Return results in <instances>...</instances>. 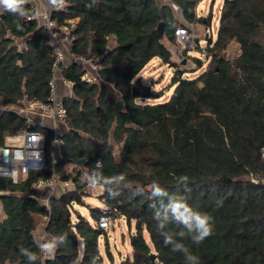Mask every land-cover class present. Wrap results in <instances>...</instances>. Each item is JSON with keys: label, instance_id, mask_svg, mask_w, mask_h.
<instances>
[{"label": "trees", "instance_id": "1", "mask_svg": "<svg viewBox=\"0 0 264 264\" xmlns=\"http://www.w3.org/2000/svg\"><path fill=\"white\" fill-rule=\"evenodd\" d=\"M59 1L52 11L57 23L77 19L70 52L101 56V81L83 80L87 69L79 61L62 64L60 74L73 84L62 97V157L53 164L48 153L42 170L17 183L0 176V264H115L108 232L96 224L101 207L85 201L93 195L89 182L103 185L100 200L135 222L132 255L121 264H155L152 253L160 264H193L189 255L198 264H264V0H223L215 39L208 33L212 13L198 15L201 0H172L187 22L206 26L209 63L194 78L172 60L182 22L169 2ZM22 10L0 15V103L7 107L0 111V146L25 121L14 108L51 94L48 32L27 0ZM234 43L237 52L229 56ZM155 58L174 67L173 91L164 102L145 103L163 94L141 76ZM53 172L72 184L51 195L47 207L30 194L36 180ZM179 201L212 217L213 234L200 245L176 219ZM75 204L87 206L91 218ZM166 235L188 251L165 246ZM51 240L54 258L39 247ZM21 248L37 259L29 262Z\"/></svg>", "mask_w": 264, "mask_h": 264}, {"label": "built area", "instance_id": "2", "mask_svg": "<svg viewBox=\"0 0 264 264\" xmlns=\"http://www.w3.org/2000/svg\"><path fill=\"white\" fill-rule=\"evenodd\" d=\"M30 3V11L33 17L41 23L47 30L49 35V44L52 48L54 61L53 72L50 79L51 94L48 100H36L25 102L23 106L15 107L14 110L25 121L21 127L12 133L6 134L3 145L0 146V176L10 178L12 174H16L15 183L24 180L32 170H42L46 165L48 153L55 164L62 157L60 149L61 144V125L67 114V109L63 100L57 94V81L59 78L72 89V82L65 79L61 74V66L69 64L71 61H79L86 67V72L82 75V79L87 82L101 81L97 75L100 69L99 55L90 54H73L66 53L60 45L68 44L71 46V29L75 23L74 19H68L63 24H58L52 17V11L61 7L59 0H54L51 8L42 6L41 0H27ZM169 2L175 12H180L179 5L172 0H163ZM176 41L181 49L188 52L199 50L207 55V45H202L199 41V33L195 29V23L185 21L175 29ZM7 108L0 103V111ZM41 127L47 128L52 132L51 141L48 146L47 135ZM264 156V147L262 148ZM14 182V181H13ZM71 181L61 180L56 172H53L49 178H39L32 184L30 196L38 200H42L49 207V199L51 195L70 186ZM95 195L99 196L103 193V185H95L89 182ZM101 214L96 222L97 226L104 231H109L114 221L119 216L118 208L111 206L102 201ZM0 217H4L2 204L0 202Z\"/></svg>", "mask_w": 264, "mask_h": 264}, {"label": "rangeland", "instance_id": "3", "mask_svg": "<svg viewBox=\"0 0 264 264\" xmlns=\"http://www.w3.org/2000/svg\"><path fill=\"white\" fill-rule=\"evenodd\" d=\"M222 7V0H201L198 5V14L200 16H206L208 12L212 13V25L210 26L208 33L209 36L213 39L216 38L218 32L217 21L219 20L220 11ZM199 41L202 45H207V40L202 38L199 35ZM238 48V47H237ZM172 50V60L180 65L181 68L186 69V76L190 78H194L199 76L208 66V57L204 53L195 49L187 54L184 53L183 49L180 48L178 43L176 45H171ZM188 51V50H187ZM237 52L235 47H230L228 49V55L232 56ZM189 54V55H188ZM174 72V67L169 64L163 62L159 58H155L151 60L144 70L141 73V76L144 77V84L147 86H151L155 90H163V94L159 98H146L145 103H159L166 101L172 91L173 87H169L170 81L172 79ZM46 133V132H45ZM51 137L48 139V146L50 144ZM86 202L89 205L95 204L97 206H102L103 202L98 199V196L94 194L92 197H86ZM84 214L90 216L89 209L87 206L76 205ZM91 218V217H90ZM93 222V220L91 219ZM135 231V222L132 221L131 225L127 221L126 217L118 216L114 221L112 227L108 232V243L110 252L113 255V260L115 264H121V262L127 257L131 255V244H130V234ZM146 238L149 240V236L146 233ZM46 237V235H43ZM100 244L102 248V252L105 255L106 260H108V255L106 251V243L105 238H100ZM130 254V255H129Z\"/></svg>", "mask_w": 264, "mask_h": 264}, {"label": "clouds", "instance_id": "4", "mask_svg": "<svg viewBox=\"0 0 264 264\" xmlns=\"http://www.w3.org/2000/svg\"><path fill=\"white\" fill-rule=\"evenodd\" d=\"M25 3L26 0H0V15H2V12L4 10H7L13 14H23L22 5H24ZM62 3H64V5L66 6L68 4V0H62ZM12 179L15 182V173L12 174ZM184 179L189 180L187 176H184ZM154 192L156 194H160L161 189L158 185L154 187ZM173 212L175 213L176 219L183 225H185L190 233H194L192 235V240L196 245H200L206 238L213 234L214 226L210 223L212 217H210L209 215L200 214L193 211L191 207L183 201L175 202L173 204ZM61 239H63V237H61ZM163 244L165 246L171 244L172 251H188L183 244L174 243L171 236L166 235L164 237ZM39 247L42 252L49 253L54 258L56 249L55 240L40 244ZM20 253L21 255L26 256L29 262L35 261L37 259L36 254L30 252L28 249L21 248ZM187 258L189 260H192L193 264H198L197 257L189 255Z\"/></svg>", "mask_w": 264, "mask_h": 264}, {"label": "crops", "instance_id": "5", "mask_svg": "<svg viewBox=\"0 0 264 264\" xmlns=\"http://www.w3.org/2000/svg\"><path fill=\"white\" fill-rule=\"evenodd\" d=\"M41 4L43 7H46V8H51L53 6V3H54V0H41ZM222 3H223V0H222ZM176 15L177 17L180 19V21L182 23H184L186 20L184 19L183 15L181 12H176ZM199 15V14H198ZM77 19H75L74 21H76ZM217 25H218V21H217ZM195 29L196 31L199 33V35L202 36V38L204 39H207V30H206V26L204 24V22H197L195 24ZM232 47H235L237 49L238 45H236L235 43L231 45ZM230 46V47H231ZM60 47L66 52H70V46L68 44H61ZM71 92V89L68 88V86H66V84L63 82V80L61 78L58 79L57 81V94L58 96H60L61 98L64 97L66 94H70ZM93 196V195H92ZM92 196H89V197H92ZM98 199H100L98 197ZM87 204L90 203V202H86ZM90 206H97L95 204H91ZM98 207H101V206H98ZM84 214V213H83ZM86 217L90 218L89 215L87 214H84ZM38 230L40 233H42L41 235H45V230H44V225L43 224H40L39 227H38ZM132 252V250H131ZM130 255V254H129ZM132 255V253H131Z\"/></svg>", "mask_w": 264, "mask_h": 264}, {"label": "water", "instance_id": "6", "mask_svg": "<svg viewBox=\"0 0 264 264\" xmlns=\"http://www.w3.org/2000/svg\"><path fill=\"white\" fill-rule=\"evenodd\" d=\"M163 27H164V22H160L159 25H158V29H159L160 31H162V30H163ZM136 92H138V89L136 90ZM118 105H119V106H122V105H123V101H122V100H119V101H118ZM151 258H152V261H153L155 264H160V263H158V262L156 261L157 256H156L155 253H152V254H151Z\"/></svg>", "mask_w": 264, "mask_h": 264}]
</instances>
